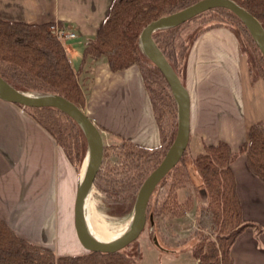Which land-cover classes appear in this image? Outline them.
<instances>
[{
  "label": "crops",
  "instance_id": "crops-1",
  "mask_svg": "<svg viewBox=\"0 0 264 264\" xmlns=\"http://www.w3.org/2000/svg\"><path fill=\"white\" fill-rule=\"evenodd\" d=\"M110 2L0 0V18L71 28L77 34L75 44L84 46ZM92 63L80 74L83 82L87 77L91 81L86 114L117 137L157 147L160 133L138 68L112 72L104 58ZM181 82L189 98L187 146L194 155L220 141L237 152L250 126L264 124V79L252 78L247 54L229 27L216 26L196 36ZM231 169L242 218L253 224L230 246L232 264H264V182L248 169L245 155L233 159ZM80 180L52 133L27 109L0 97V219L18 237L56 256L80 254L85 248L77 239L73 216Z\"/></svg>",
  "mask_w": 264,
  "mask_h": 264
},
{
  "label": "trees",
  "instance_id": "trees-1",
  "mask_svg": "<svg viewBox=\"0 0 264 264\" xmlns=\"http://www.w3.org/2000/svg\"><path fill=\"white\" fill-rule=\"evenodd\" d=\"M196 1L198 0H111L108 11L95 34L84 44L76 67L70 64L62 44L49 31L50 24L25 23L0 18V78L17 90L35 95L63 96L79 107L85 108L86 95L78 77L84 71L87 60L96 62L105 58L112 72L124 70L136 62L145 60L157 72L163 84L160 97L151 99L149 96L161 142L157 147H146L128 137H120L122 141H125L122 144L121 175L128 173L131 175L130 179L137 178L138 164L130 163L131 157L135 153L146 152L152 155L148 157L149 159L152 157L155 165L160 163L174 139L178 123V109L171 88L156 65L142 50L139 35L142 28L150 21L183 9ZM234 1L254 15L264 28V0ZM206 13H214L211 18L212 23L198 29L188 39L179 34L180 28L186 23ZM221 25L229 27L243 43L252 78L264 79V54L260 46L244 22L228 8L215 7L205 10L178 24L158 28L151 35L158 49L181 80V72L184 69L186 53L191 42L202 31ZM15 104L21 106L18 103ZM28 112L53 136V131L47 124L48 121L50 123L53 121L50 113L67 117L82 136L80 160L86 157L88 150L86 136L79 122L72 116L58 108L47 106L28 107ZM96 125L101 133L102 127L97 123ZM131 146L136 150H132ZM163 146L158 158L156 154ZM238 151L245 155L247 167L252 174L264 182V124L262 122H256L250 126L248 138L239 146ZM235 153L227 143L220 141L215 145L204 146L202 153L192 157L196 173L201 178L208 195V206H198L196 212L198 227L196 229L206 231V234L201 233V241L196 250L199 255L198 264H232L230 246L244 227L253 225L252 222L242 218L241 205L231 169ZM104 155L105 150H103L102 158ZM182 156L158 181L150 194L146 206V222L149 218V223L153 224L157 208L161 214H176L178 207L174 202L175 195H171L168 190L165 196L158 197L155 196V192L169 174L172 177L170 185L179 187L186 181L182 179L185 176L184 165L181 162ZM74 164L79 170L78 165L75 162ZM116 182V185L120 187L121 182L119 180ZM106 183L108 187H111L114 182ZM130 183L128 187L124 185L122 187L125 192L132 193V196L129 194L124 198L131 196V198L135 197L134 201H136L142 182L131 180ZM151 204L153 208L149 215L147 208ZM213 233L216 234V239L207 240L206 249L202 250V244L208 235ZM153 242L162 249L156 237H153ZM121 250L88 251L83 254L56 256L52 250L18 237L0 219V264H135Z\"/></svg>",
  "mask_w": 264,
  "mask_h": 264
},
{
  "label": "rangeland",
  "instance_id": "rangeland-1",
  "mask_svg": "<svg viewBox=\"0 0 264 264\" xmlns=\"http://www.w3.org/2000/svg\"><path fill=\"white\" fill-rule=\"evenodd\" d=\"M213 15L214 13H206L202 16L194 18L180 28L179 34L183 38L188 39L198 29L212 23L213 21H211V18ZM49 31L56 39H58L54 35L53 29L49 27ZM76 40L77 39L67 41L65 44H62V42L59 40L65 50L68 60L69 56L67 54V51L72 43L71 41L74 42L72 44L74 46L70 47L72 50L70 52V56L72 65L74 67H76L79 63L81 48L83 47L82 43L75 44ZM240 44L242 49L244 50L243 43L241 41ZM244 51L246 53V50ZM91 63L92 62L88 64L86 62L84 69L87 66L91 65ZM131 66H136L138 68L144 88L149 96H151V99H153V97H160V89L162 88L163 84L161 83L157 72L152 68V66L147 64L145 60L136 62ZM78 81L86 95L87 103L89 95L88 87L90 86L91 81L87 77L86 81L83 82V79H81L80 75L78 77ZM26 108L28 110V107ZM82 109L86 112V106ZM50 115L52 116L53 121L51 123L48 121L47 124L51 127L54 137L63 146L69 158L72 161L74 160L76 165H78V172H80L81 174V168L85 160V158L82 159V161L80 160V152L82 148L81 133L64 115L52 113H50ZM165 123H167V120H165ZM111 133L110 131L108 132L107 129L101 128L103 150H105V155L104 158H102L100 167L97 172V177L95 176L91 188L97 221L113 232L124 233L131 225L135 204V197L131 198L132 193H129V191L128 193L125 192L124 187H128L129 185H131V180H139V182H143L146 176L159 163L155 165V162L153 161V159H151L152 157L149 159L148 155H150V153H135V155L131 157V161L129 162L138 164V177L130 179L131 175L128 173H125L122 176L121 153L123 151L122 144L125 141H122V138L117 137ZM131 148L132 150H136L132 146ZM163 148L164 146L160 150H158L156 154L158 158H160ZM131 152L133 153L136 151ZM240 155L243 159L244 155L239 151L234 154L233 158L238 159ZM193 156L194 154L192 150H190L187 146L183 153L181 161L184 165L183 169L185 171V176H183L182 179L186 181L181 186L177 187L175 185H170L172 177L171 174H169L167 179H165L164 182L157 187V190L155 192V196L158 197H161L162 195L165 196L168 193V190L171 195H175L174 202L178 207V209H176V214H161L160 210L157 208L156 215H154L153 218V224H150L149 218H147V222L143 231L135 240H133L121 250L123 253L127 254L135 264H198L199 255L196 253V250L201 241V233L205 232L204 234H206V231L196 229L198 228L196 225V212L198 206H208V195L204 189V184L201 178L196 173V168L193 165ZM177 171L179 172L180 169ZM116 180H119L121 182L120 187L119 185H116ZM108 181L114 182L113 186L108 187L106 185V182ZM122 185H124V187H122ZM129 194L131 195L129 198H124V196H127ZM148 208L147 214L150 215L153 208L152 204L148 205ZM108 225H111L112 228ZM114 228H116L118 231ZM153 237H156L157 241L162 246V249L155 245V243L153 242ZM214 239H216V234L213 233L208 235L207 239L202 244V250L206 249L207 240ZM86 252H88V250L83 249L82 253L80 254Z\"/></svg>",
  "mask_w": 264,
  "mask_h": 264
},
{
  "label": "water",
  "instance_id": "water-1",
  "mask_svg": "<svg viewBox=\"0 0 264 264\" xmlns=\"http://www.w3.org/2000/svg\"><path fill=\"white\" fill-rule=\"evenodd\" d=\"M225 7L232 10L248 27L257 44L264 54V28L258 19L240 6L234 0H198L193 4L162 15L141 30L139 43L142 50L156 65L169 84L178 109V123L176 134L160 163L146 176L137 192L134 204L133 219L128 232L111 244H104L93 240L84 227L82 204L84 196L93 185L95 176L103 157V141L96 123L86 112L63 96L35 95L30 92L17 90L0 78V97L18 103L25 107H55L72 116L81 125L88 142L86 153L87 165L84 177L80 180L74 200V228L77 239L88 251L114 252L123 249L143 231L146 225V206L149 196L158 181L172 168L182 156L189 139V98L179 76L171 67L165 56L158 49L152 38V32L158 28L172 26L191 18L205 10Z\"/></svg>",
  "mask_w": 264,
  "mask_h": 264
},
{
  "label": "bare ground",
  "instance_id": "bare-ground-1",
  "mask_svg": "<svg viewBox=\"0 0 264 264\" xmlns=\"http://www.w3.org/2000/svg\"><path fill=\"white\" fill-rule=\"evenodd\" d=\"M86 165H87V159L85 158L81 168V179L85 175ZM82 212H83V223L86 232L93 240L97 242L104 244H111L117 241L122 236H124L129 230V228H127V230L124 233H116L104 227L101 223L97 221V216L94 210V201H93V194L91 187L84 196V200L82 204ZM108 226L110 227L111 225ZM114 229L117 230L116 228Z\"/></svg>",
  "mask_w": 264,
  "mask_h": 264
},
{
  "label": "built area",
  "instance_id": "built-area-1",
  "mask_svg": "<svg viewBox=\"0 0 264 264\" xmlns=\"http://www.w3.org/2000/svg\"><path fill=\"white\" fill-rule=\"evenodd\" d=\"M50 28L53 29L54 35L62 42V44L77 38L76 32H74L71 28L56 25H51ZM21 108L22 110L27 109L25 106H22Z\"/></svg>",
  "mask_w": 264,
  "mask_h": 264
}]
</instances>
